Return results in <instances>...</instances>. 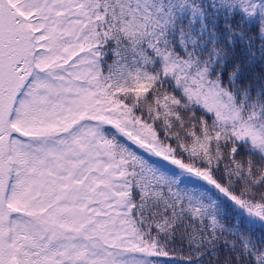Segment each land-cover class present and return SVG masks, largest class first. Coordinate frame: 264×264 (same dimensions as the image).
I'll use <instances>...</instances> for the list:
<instances>
[{"label":"snow or ice","instance_id":"6c2138e0","mask_svg":"<svg viewBox=\"0 0 264 264\" xmlns=\"http://www.w3.org/2000/svg\"><path fill=\"white\" fill-rule=\"evenodd\" d=\"M176 243L264 264V0H0V264Z\"/></svg>","mask_w":264,"mask_h":264},{"label":"trees","instance_id":"16d2710c","mask_svg":"<svg viewBox=\"0 0 264 264\" xmlns=\"http://www.w3.org/2000/svg\"><path fill=\"white\" fill-rule=\"evenodd\" d=\"M257 43H259V41H257ZM255 73L258 74L259 73V68H257L255 70ZM251 82V81H248ZM134 148V150H137L138 152H140L141 155H144L146 159H149L151 162H154L158 167H162L163 169H173V166H171L168 162L163 161L160 158H156V157H149L147 154L143 153L142 150L139 149H135V146H132ZM253 232L256 236H259L262 232V229L260 228L259 225H256L253 228ZM172 247L174 249H176V254L170 257H160L158 258L160 261V264H167L168 261H174L175 264H183V262L180 260V256H187L188 253V248H187V244L185 243L183 246H181L179 243H176L174 245H172ZM181 248L183 249L181 251Z\"/></svg>","mask_w":264,"mask_h":264}]
</instances>
